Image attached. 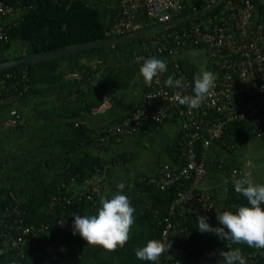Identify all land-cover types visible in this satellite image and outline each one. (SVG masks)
<instances>
[{"label":"trees","instance_id":"1","mask_svg":"<svg viewBox=\"0 0 264 264\" xmlns=\"http://www.w3.org/2000/svg\"><path fill=\"white\" fill-rule=\"evenodd\" d=\"M1 1L20 10L21 15L12 22L1 24L7 42L0 43V63L109 39L105 35L107 25L101 14L82 0ZM251 2L259 23L263 25L264 34V5L260 0ZM192 5L186 1L183 10L174 18L193 16ZM225 6L223 4L218 9L168 30L154 29L135 41L120 42L57 59L49 58L0 72V79L4 78L5 81L2 91L10 88L9 91H3L0 97V264H152L150 261L138 260L135 251L146 246L149 240L162 241L164 221L169 217V209L176 194L190 182H178L161 191L148 183V177L139 176L132 184L129 180L123 181L126 185L123 194L130 199L135 209V222L128 242L114 252L99 246H89L78 234L72 233L75 215L96 214L100 198L104 195V191H101L100 196L93 193L92 186L87 182L99 176L105 168L125 165L133 159L131 154L121 153L105 161L91 151L93 147L108 152L125 138L116 135L101 142L99 139L105 134H99L98 130L133 116L137 109H143L146 90L131 111L106 125L90 128L81 120L92 115L105 101L115 103L118 92L130 86L144 60L152 57L162 60L168 56L159 50L163 43L162 35L181 27L204 23ZM196 7L200 10L201 3L197 2ZM138 24L139 30L157 26L144 13L139 16ZM14 42L20 43V46L11 49ZM166 63L167 71L164 74L170 75L174 62ZM178 63L194 84V66L182 59ZM52 100L56 101L55 105L51 104ZM13 110L23 117V123L4 128L3 123ZM36 116L42 120L41 124H33L32 120ZM55 119L64 122H51ZM171 120L178 119L174 115ZM163 125L146 121L143 126L137 127L132 136L142 137L159 131ZM249 135L250 124L245 122L233 127L226 138L213 143L227 150L223 143L229 137L243 139ZM196 149L198 154L202 153L200 142ZM169 153L177 163L181 157L179 139L169 147ZM205 163L208 169L207 156ZM215 165L228 181V196L223 211L235 214L240 206L247 205L246 198L234 189L232 169L236 168H233L228 158ZM81 191H84L82 199H73L70 205L65 202L53 204L56 198H70L75 192ZM178 213L179 209L176 208L173 227L185 221L180 226L191 234L184 239L183 247L190 251L183 264H197L208 233H200L197 223L190 216L180 217ZM18 214L26 226L42 228L38 238L29 246L18 243L16 231L10 229ZM62 219L67 221L63 228L57 226V222ZM3 223H8L9 227L5 228ZM55 243L64 245L66 251L60 253L56 250L53 256L47 248ZM168 244L171 247L161 255V264H171L175 259L176 249L172 242ZM229 246L232 249L239 248L245 258L253 256L255 264H264V249L232 244L216 236L210 242L205 264H222L220 253L228 251Z\"/></svg>","mask_w":264,"mask_h":264},{"label":"built area","instance_id":"2","mask_svg":"<svg viewBox=\"0 0 264 264\" xmlns=\"http://www.w3.org/2000/svg\"><path fill=\"white\" fill-rule=\"evenodd\" d=\"M186 1L193 3L194 15L210 7L213 11L223 4L226 6L204 23L181 27L162 35L163 43L159 50L168 55L162 58L163 61L174 62L171 74L163 73L154 78L151 86L145 84L143 109H137L133 116H127L110 127L98 130L99 134H105L99 140L105 142L116 135L132 136L137 127L143 126L146 121L161 125L176 115L181 157L174 165L163 164L154 176L148 177V183L161 191L178 182H190L177 192L169 209V217L164 221L162 242L166 244L172 242L176 249L175 259L171 264H183L186 261L190 250H186L183 243L184 239L191 235L186 228L180 226L185 221L173 227L174 210L179 209L180 217L188 215L197 224L198 216H206L210 225L216 217L212 197L199 186L208 173L205 163L206 152L212 143L226 138L233 127L245 122H249L252 135L264 139V34L263 25L259 23L251 0H118L112 13L114 15L106 22L105 35L109 39H114L134 34L139 30L138 19L142 13L149 21L156 23L158 28L171 29L164 28L163 25L175 20L174 16L183 10ZM197 2L202 5L200 10H197ZM20 15V10L0 0V43L7 42L1 24L12 22ZM190 49L201 50L206 58L205 70L213 72L218 77L206 99L194 109L180 105L173 99L177 92L182 95H194V84L178 63L179 57ZM169 76L174 79L183 77L185 87L183 89L168 87L166 80ZM4 87L5 81L1 78L0 97L3 91L10 90L5 88L2 91ZM110 104V101H105L93 111V114L101 113L104 107ZM22 123L23 117L13 110L3 123V127H16ZM198 142L201 143L203 150L201 154L197 153ZM223 145L230 147V142L226 141ZM240 174L238 169H232V180L239 178ZM87 184L91 185L93 193L99 196L106 188L104 180L98 176L93 177ZM83 195L84 191L75 192L70 198L54 199L53 204L65 202L66 205H70L73 199L80 200ZM13 224L10 229L16 231L18 243L27 246L31 245L42 231V228L26 226L19 214ZM3 225L5 228L9 227L8 223ZM66 225V220L57 222L58 227L63 228ZM56 250L64 253L66 248L57 243L47 248L53 256ZM245 259L246 264H255L253 256ZM156 264H161L160 258Z\"/></svg>","mask_w":264,"mask_h":264},{"label":"crops","instance_id":"3","mask_svg":"<svg viewBox=\"0 0 264 264\" xmlns=\"http://www.w3.org/2000/svg\"><path fill=\"white\" fill-rule=\"evenodd\" d=\"M88 5L94 7L101 14L103 20L107 22L118 4V0H82ZM20 43L14 42L11 49H16ZM14 51V50H12ZM198 49H190L181 57L194 66L196 74L205 70L206 58L204 53ZM145 89V83L140 72L135 76L130 86L119 91L118 100L104 107L101 113L92 114L84 117L81 122L87 127L98 128L106 125L112 120L131 111L139 102L140 97ZM52 105L56 104L52 100ZM33 124H41L42 120L37 116L32 120ZM51 122H64L62 119H55ZM179 126L178 121L166 122L159 131L151 132L142 137H125L121 142L111 147L108 152L100 151L91 148L98 156L105 161H109L113 157L121 153H129L133 159L125 165L115 167H107L100 174L99 178L103 179L106 185L103 197L113 196L119 190L117 185L125 180H129L131 184L139 176L151 177L154 176L161 165L169 163L174 165L175 162L169 153V147L178 139ZM230 147L226 149L213 143L206 152L208 161V173L202 179L199 186L202 190L208 193L215 205V212H223L228 196V181L215 163L228 158L233 165V168L243 171H251L256 183L264 185V139L255 135H249L243 139L229 137ZM213 228L219 227V222L216 217L211 224ZM214 233L209 234L205 240L202 254L197 261V264H205L206 257L209 251V245L214 237Z\"/></svg>","mask_w":264,"mask_h":264},{"label":"clouds","instance_id":"4","mask_svg":"<svg viewBox=\"0 0 264 264\" xmlns=\"http://www.w3.org/2000/svg\"><path fill=\"white\" fill-rule=\"evenodd\" d=\"M167 71V63L156 57L144 60L140 75L148 86ZM217 75L211 71L202 70L194 76V95H182L177 92L173 99L180 105L197 108L206 99L214 87ZM158 82V81H157ZM166 85L170 88L183 89V77L174 79L169 76ZM235 192L246 198L247 205L240 206L235 214L231 211L216 212L221 227L213 228L206 216H198V231L214 233L221 240L231 241L232 244H246L255 249H264V185L256 183L251 171H243L239 178L234 179ZM126 185H117L118 192L111 198L101 197L96 214H76L72 225L73 235H79L89 246H99L114 252L122 248L130 238V231L135 222V209L130 199L123 194ZM171 247L161 240H149L146 246L137 248L135 256L138 260L150 261L156 264L161 255ZM223 251L222 264H246V259L239 248ZM2 254V253H0Z\"/></svg>","mask_w":264,"mask_h":264},{"label":"water","instance_id":"5","mask_svg":"<svg viewBox=\"0 0 264 264\" xmlns=\"http://www.w3.org/2000/svg\"><path fill=\"white\" fill-rule=\"evenodd\" d=\"M260 1L264 5V0H260ZM211 10H212V8L210 7L209 9H207L206 11H204L198 15H193L191 17L175 19L171 22L164 24L163 27L164 28H172V27L181 25L182 23H185L189 20H192L199 15L207 14ZM156 28H158V27L157 26L149 27L146 29L138 30L134 34L129 35V36H125V37L107 39V40L92 43V44H86V45H81V46H77V47H72V48H69V49H66L63 51L33 54V55L26 56L25 58H22V59L11 60L8 62L0 63V72L8 70V69L13 68V67L23 65V64H30V63L38 62V61L49 59V58L50 59H57V58H61V57L67 56V55L88 51L91 49L112 46V45L120 43V42L135 41V40H138L139 38L145 37L149 32H151L152 30H154Z\"/></svg>","mask_w":264,"mask_h":264},{"label":"rangeland","instance_id":"6","mask_svg":"<svg viewBox=\"0 0 264 264\" xmlns=\"http://www.w3.org/2000/svg\"><path fill=\"white\" fill-rule=\"evenodd\" d=\"M156 29H158V28H156ZM202 53V52H201Z\"/></svg>","mask_w":264,"mask_h":264}]
</instances>
